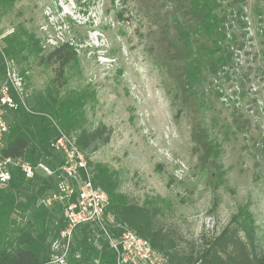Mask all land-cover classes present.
<instances>
[{
	"label": "rangeland",
	"instance_id": "1",
	"mask_svg": "<svg viewBox=\"0 0 264 264\" xmlns=\"http://www.w3.org/2000/svg\"><path fill=\"white\" fill-rule=\"evenodd\" d=\"M232 1L222 2L225 12ZM243 12L245 35L239 38L235 28L243 44L235 50L239 70L204 72L197 89L205 103L202 126L210 146L221 151L218 159L197 148L188 118L172 103L175 83L148 51L153 25L135 0H14L0 7V45L20 27L32 35L17 58L6 57L7 76L22 99L50 87L58 68L31 51L35 41L44 56L63 42L74 47L59 95L82 97L80 125L110 130L106 144L81 150L84 157L106 168L130 200L156 206L158 222L180 247L218 232L246 206L255 218L257 250L264 253V0H245ZM55 125L58 135L75 141L74 131ZM89 228L95 246L108 240L102 229ZM72 237L51 243L53 251L63 250L65 264H73Z\"/></svg>",
	"mask_w": 264,
	"mask_h": 264
},
{
	"label": "trees",
	"instance_id": "2",
	"mask_svg": "<svg viewBox=\"0 0 264 264\" xmlns=\"http://www.w3.org/2000/svg\"><path fill=\"white\" fill-rule=\"evenodd\" d=\"M13 1L0 0V7L11 5ZM135 1L149 15L153 44L148 51L155 61L166 67L175 83L172 103L178 105V114L183 111L188 118L193 143L206 158L212 155L218 159L221 151L210 146L202 126L205 103L197 89L204 72L216 76L225 70H239L235 50L241 49L243 44L235 28L239 29V38L245 35L246 23L242 19L245 0H233L227 12L222 7L224 0ZM32 39V35L20 27L4 36V46L0 45V88L6 85L7 94L16 103L15 108L4 106L8 130L4 135L3 153L21 158L32 166L43 163L55 169L60 162V157L50 147L51 141L58 137L55 123L67 133L74 131L76 145L86 154L106 144L110 130L105 125L90 130L80 125L82 97L59 95L65 68L77 55L68 42L54 46L44 56L35 41L36 48L31 51L46 64H57V72L45 91L33 92L24 99L19 96L7 76L6 57L17 58ZM86 162L88 167L92 166L93 185L108 196L106 211L113 215L116 223L126 225L147 239L165 257L166 264H264V253L256 246L255 218L246 206L239 207L218 232L201 234L198 243L185 249L158 222L156 206L130 200L117 190L116 181L106 168L91 164L87 156ZM58 191L57 179L53 176L36 172L26 179L19 168L11 169L9 182L0 187V264H51L54 252L51 243L59 237L66 222L59 200H54L50 206L40 200ZM19 217L21 222H16ZM10 226L14 230L10 231ZM107 230L112 237L122 233L117 226L109 225ZM90 234L89 225L74 229V244L69 254L72 263L117 264L109 241L100 238L97 247L89 239ZM76 252L80 253L78 258L74 257Z\"/></svg>",
	"mask_w": 264,
	"mask_h": 264
},
{
	"label": "built area",
	"instance_id": "3",
	"mask_svg": "<svg viewBox=\"0 0 264 264\" xmlns=\"http://www.w3.org/2000/svg\"><path fill=\"white\" fill-rule=\"evenodd\" d=\"M4 106L16 107L14 100L7 94L6 85L0 88V187L7 185L11 178V169L14 167L19 168L26 179L32 178L37 169H41L44 175L57 179L59 191L42 198L40 202L50 206L54 200H59L63 205L66 225L60 231L62 237L70 236L79 225L94 226L102 229L107 235L109 244L116 253L117 264H166L165 257L156 251L147 239L126 225L116 223L113 215L106 211L108 205L106 192L93 185L86 157L75 141L68 139L65 134L60 132L50 143L53 153L60 157L55 169L43 163L32 166L21 158L5 156L4 135L8 130V124L4 117ZM72 196L74 199L70 200ZM109 225L120 227L121 235L112 237L107 230ZM64 261L63 250L53 252L51 264H65Z\"/></svg>",
	"mask_w": 264,
	"mask_h": 264
}]
</instances>
